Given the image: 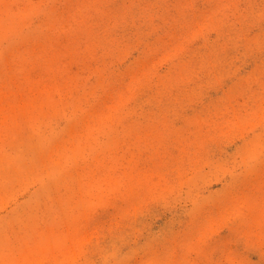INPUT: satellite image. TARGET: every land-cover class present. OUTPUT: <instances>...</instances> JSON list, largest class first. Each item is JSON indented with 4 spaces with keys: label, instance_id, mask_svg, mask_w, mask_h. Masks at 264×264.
Segmentation results:
<instances>
[{
    "label": "rangeland",
    "instance_id": "1",
    "mask_svg": "<svg viewBox=\"0 0 264 264\" xmlns=\"http://www.w3.org/2000/svg\"><path fill=\"white\" fill-rule=\"evenodd\" d=\"M0 264H264V0H0Z\"/></svg>",
    "mask_w": 264,
    "mask_h": 264
}]
</instances>
